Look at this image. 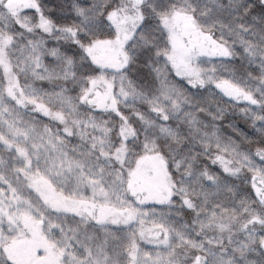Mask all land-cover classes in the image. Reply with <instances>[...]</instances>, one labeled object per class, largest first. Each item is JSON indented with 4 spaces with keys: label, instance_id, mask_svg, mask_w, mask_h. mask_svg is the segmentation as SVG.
I'll list each match as a JSON object with an SVG mask.
<instances>
[{
    "label": "clouds",
    "instance_id": "obj_1",
    "mask_svg": "<svg viewBox=\"0 0 264 264\" xmlns=\"http://www.w3.org/2000/svg\"><path fill=\"white\" fill-rule=\"evenodd\" d=\"M259 2L264 4V0ZM253 6L249 4L243 11L247 13ZM208 11L200 0H90L87 9H68L66 21L50 18L47 34L76 43L86 57L85 48L103 38L93 25L111 29L114 34L115 13L131 21L127 24L125 51L150 46L152 58L145 66L152 70L154 64L163 63L170 68L163 51L169 47L168 28L163 20L166 17L171 23L173 15L181 12L211 37L221 55L240 60V65L225 68V74L216 67H203L205 57L197 53L191 57L199 68L195 77L173 71L161 80L153 70L152 84L145 87L130 75L135 71L129 67L131 55L119 69L92 65L88 71L68 73L58 62L33 64L27 52L31 40L19 48L12 46L14 41L0 48V56L8 61L0 74V104L4 105L0 138L6 145L16 146L23 158L21 164L0 175V180L8 184L0 189V233L5 237L4 243L17 233L20 214L28 212L42 221L45 234L63 250L61 264H106L109 253L105 234L110 230L104 224H93L87 215L69 214L51 203L32 182L34 176H41L62 194L91 196L125 209V215L112 223L125 225L130 240L147 239L143 223L156 211L163 215L164 209H186L192 214L191 225L186 226L194 235L185 236L167 225L153 230L149 242L164 248L155 249L150 259L162 258V264H197L196 256H200L198 264H215V260H206L212 250L217 256L223 255L226 264H264V184L258 183L259 195L253 188L254 182L264 180V163L254 159L264 161V145L251 151L238 152L233 148L225 152L229 145L221 140L219 125L210 123L217 119L215 114L178 83L182 79L192 89L211 92L215 88L226 95L219 81L232 80L242 68L243 83L239 79L233 82L247 89L250 97L249 79L257 82V90L264 85V25L254 28L239 20H209ZM238 15L234 14L233 19ZM153 26L152 39L145 44L146 31ZM81 62L91 63L76 59V63ZM69 63H73L71 55ZM12 77L16 78L14 86H10ZM97 91L108 97L103 106L95 99ZM129 99L145 107L130 104ZM149 150L163 161L168 185L163 196L149 197L128 187L129 171L136 159ZM209 163H218L226 175L243 179L236 189L240 192L236 204H242L239 211L221 208L220 212H209L206 208L211 201L205 193L210 196L214 191L208 182L214 185L221 178L209 169ZM249 188H253L251 193ZM232 195L235 197L236 192ZM244 227L250 228L251 234L245 232L246 243H236L233 236ZM208 233H215V238ZM174 234L178 240H173ZM196 236L201 239L196 240ZM225 238L227 244L223 242ZM141 251L143 254L145 250ZM0 257L3 264H10L2 248Z\"/></svg>",
    "mask_w": 264,
    "mask_h": 264
},
{
    "label": "trees",
    "instance_id": "obj_2",
    "mask_svg": "<svg viewBox=\"0 0 264 264\" xmlns=\"http://www.w3.org/2000/svg\"><path fill=\"white\" fill-rule=\"evenodd\" d=\"M39 9L40 14L49 21V19H54L57 22H63L68 20L69 15H66L68 9L75 8H84L87 9V6L90 3V0H35ZM200 2L205 6V10L208 11V19H221L224 21H232L233 23L236 20H239L244 24H251L254 28H259L264 25V4L260 3L259 0H200ZM249 4L254 5L249 9L247 13L243 11L245 7ZM238 13V16L234 14ZM253 16L256 19H253ZM38 22V14L35 10L27 9L18 13L16 16L10 14L9 8L6 6L0 5V32L9 36L12 39L13 47L19 48L21 44L27 45L31 37H36L34 47L37 53L38 62H43L45 65H50L53 62H58L63 65L64 70L68 73L72 72H84L91 69L92 65H99L102 68H108V65L103 63V60L98 59L95 64L92 63H76V59L79 58L81 61L87 60L77 47L76 43L71 41H64L62 39H53L48 34L41 35L37 37L38 31L35 28ZM149 25H152V21H148ZM32 29L30 32L28 29ZM93 29L97 31L98 35L103 38L112 37L113 33L111 29L99 28L97 29L93 25ZM155 32L154 26L149 28L146 31V40H151ZM33 33V34H31ZM220 34L219 30L216 32L218 36ZM101 39V38H98ZM97 40V39H95ZM167 49H164V54L167 52ZM127 56L131 55L132 62L129 64L130 68H134V72H130V75L134 77L136 81H139L141 85L148 87L152 84L153 70L160 77L161 80H165L169 74L172 72L170 68H166L163 63L159 65L154 64L153 69L150 70L146 67V62L148 59L152 58V49L151 47H141L138 51L136 48H131L130 52H126ZM73 59V63H69V58ZM164 57H161L163 60ZM203 67L211 69L216 67L221 71V74L224 73L225 68H231L234 64L240 65L239 59H204L202 61ZM197 69L199 70L197 64ZM43 71V69H38ZM1 74V71H0ZM243 70L238 68L237 73L233 76L232 80L224 79L219 82H225L232 85L233 87L247 92V89L238 87L233 81L239 79L243 83ZM175 78V77H174ZM178 83L183 85L189 92L193 93L195 97L198 98L199 103L202 107L209 109L215 114L217 119L210 120V123L219 125L222 136L221 140L226 142L229 146L224 148L225 152H231L233 148L236 151L247 150L251 151L254 148H257L259 145H264V85H261L257 90V82L249 79L247 82L249 87L252 89L251 97L255 100L257 105L251 106L247 104H237L225 97L220 91H217L215 88L209 92L207 89L200 90L192 89L184 80H178ZM134 104H138L140 108H144L143 104L133 100ZM187 107V105H186ZM243 110V111H241ZM124 112L127 113L128 110L124 109ZM203 115V113H201ZM204 119L209 120L210 118L204 116ZM135 120V117H133ZM211 131V129H209ZM213 143L215 141L213 140ZM197 150L199 148L197 146ZM152 152V151H145ZM258 163H264L259 157H254ZM201 160H204V157H201ZM205 163H208L205 161ZM209 169L214 173L220 174V179L216 180V183L213 185L211 182H208L212 189H214L212 195L205 193V196L211 202L206 204V208L209 212L216 211L220 212L221 208H227L230 211L235 209L236 211L240 210L241 205L236 204V199L239 198L240 192L237 191V185L243 184V179L238 177H231L226 175L221 171L220 165L210 164ZM131 187L130 189L133 192H143L141 187ZM236 192L235 197L232 195L233 192ZM249 193L253 191L252 188L247 190ZM68 195V194H67ZM157 209L159 207H156ZM183 211V216L177 215V212ZM147 220L148 223L152 226H157V229L163 225H167L168 229H175L176 231L181 232L185 236L194 235L190 227L186 225H191L192 214L186 209L181 210L179 208L164 209L163 215L159 211H156L153 216L149 217ZM239 219V217L237 218ZM40 225L42 226V221L40 220ZM110 231L106 233V243L108 245L107 251L109 255L105 257L106 264L110 261V264H130L129 253L133 250V245L138 241L135 239H129L130 233L126 232L125 227L114 228L112 226H105ZM131 227V225H129ZM95 231L98 233L99 228H96ZM245 232L250 233V228L244 227L241 231L237 232L233 236V240L236 243L241 241L247 242V237ZM152 233H147V236L152 237ZM159 235V232L156 233ZM210 237L215 238V233H208ZM196 240H200V236L195 237ZM179 237L173 235V240H178ZM225 244L228 243V239H224ZM207 247V244H206ZM243 247V244H241ZM145 250L142 254L141 250ZM157 248L148 247L145 245L138 244V251L140 255L152 256V253ZM163 249V248H160ZM230 251V249H229ZM101 255L104 253L101 251ZM200 256H196L197 259ZM207 261L215 260V264H226V258L217 256L216 252L212 250L206 255ZM0 264H3V257H0Z\"/></svg>",
    "mask_w": 264,
    "mask_h": 264
},
{
    "label": "rangeland",
    "instance_id": "obj_3",
    "mask_svg": "<svg viewBox=\"0 0 264 264\" xmlns=\"http://www.w3.org/2000/svg\"><path fill=\"white\" fill-rule=\"evenodd\" d=\"M1 6L9 8L10 14L16 16L23 10L32 9L38 14V22L35 26L38 33L37 37L47 34L49 28V21L45 19L39 12L35 0H0ZM131 21L125 17L112 15V23L115 26V33L112 37L101 38L94 40L89 46L85 48L86 58L92 63L100 59L103 63L108 65V68L119 69L124 61H127L128 56L125 51V41L128 38L127 24ZM163 23L168 28V50L164 54L167 58V63L171 66L170 69L178 72L180 75L190 74L194 77L199 70L196 63L191 59L194 54H201L205 59H229L231 57L221 55L220 48L215 45L211 37L201 32L196 28L189 18L181 12L173 15L171 23L165 17ZM32 32V29H28ZM33 34V33H31ZM31 37L32 45L27 48L30 54V59L33 64L38 62L37 53L35 49V39ZM12 43V39L0 32V48L7 47ZM28 44V43H27ZM214 53L213 55H208ZM8 66L7 58L0 56V71L1 74ZM10 71V68H8ZM16 84V78L12 77L10 86ZM219 87L226 93L225 97L237 104H247L251 106L257 105L255 100L247 96L245 92L233 87L225 82H219ZM95 99L103 106L107 103L108 97L100 92H96ZM134 104L133 100L127 101ZM39 103V101H37ZM4 105L0 104V113H3ZM40 115L39 113H34ZM98 115H108L98 112ZM43 119V117H41ZM73 143L76 142L75 138ZM23 162V158L18 155V148L16 146L6 145L5 140L0 138V175H5L10 172L14 166H18ZM15 182L13 176L12 183ZM32 182L39 187L46 194V198L55 206L66 209L67 213L87 215L91 218L93 224H104L105 226H112L114 228L125 227L123 224L112 223L114 219H119L120 216L125 215L126 210L116 208L107 201H101L91 198V196H70L62 194L50 186L46 179L41 176H34ZM259 184H264V180L254 182L253 188L257 195H259ZM141 187L143 193L149 197L163 196L167 189V176L164 170L163 161L158 154L147 152L139 156L134 164V167L128 173V187ZM3 180H0V189L7 188ZM252 188V189H253ZM156 207H159L158 205ZM151 217V216H150ZM146 218L143 223L144 235L147 239H138V242L133 245V250L130 252V264H162V258L140 255L138 251V244L153 248H164V245H157L150 243L152 237L147 236V233H152L157 226H152L148 223ZM40 220L36 219L28 212H22L19 216L20 227L17 233L10 238H7V243H4L5 237L0 233V248L7 256L10 264H61L63 250L57 248V245L48 238L43 227L40 225ZM227 239V238H225ZM137 241V240H136ZM103 252V251H102ZM102 254V253H100ZM200 257L196 259L197 264Z\"/></svg>",
    "mask_w": 264,
    "mask_h": 264
}]
</instances>
